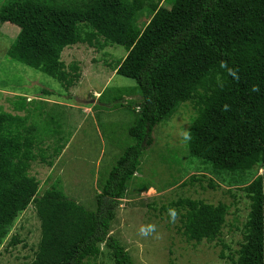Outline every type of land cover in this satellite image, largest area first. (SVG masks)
Returning <instances> with one entry per match:
<instances>
[{"label":"trees","instance_id":"1","mask_svg":"<svg viewBox=\"0 0 264 264\" xmlns=\"http://www.w3.org/2000/svg\"><path fill=\"white\" fill-rule=\"evenodd\" d=\"M142 11L150 17L139 28ZM2 22L19 28L8 56L57 78L64 88L74 86L81 75L76 63L61 60L65 47L92 43L97 35L123 46L126 54L114 70L135 80L133 90L139 96L134 104L139 110L127 129L135 143L100 181L95 210L69 198L58 184L37 196L39 182L28 170L37 160L39 129L27 123L26 115L0 109V244L19 213L33 204L41 234L30 264H85L99 256L101 244L109 249L113 264H134L111 234L118 201L138 171L144 149L152 144L154 128L183 102L196 109L187 143L192 157L211 164L216 174H242L264 165V0H6L0 7ZM81 24L92 29L86 38L81 37ZM253 86L259 91L253 92ZM24 104L20 98L14 107L22 110ZM62 148L56 146L54 156ZM40 160L53 164L42 155ZM209 186L215 187L212 182ZM243 190L250 208L233 263L264 264L262 177L246 182ZM170 206L182 211L179 232L187 241L220 238L226 204L185 197Z\"/></svg>","mask_w":264,"mask_h":264},{"label":"rangeland","instance_id":"2","mask_svg":"<svg viewBox=\"0 0 264 264\" xmlns=\"http://www.w3.org/2000/svg\"><path fill=\"white\" fill-rule=\"evenodd\" d=\"M5 1L0 0V7ZM55 1L82 4L88 0ZM161 5L169 8L166 2ZM149 17L148 11H142L137 17L138 27L143 28ZM18 32L17 25L0 23V109L26 115L27 123H35L39 129L37 160L31 162L28 170L39 182L37 196L58 184L69 198L95 210L100 181L122 151L135 143L127 129L137 113L134 104L139 96L133 90L136 82L114 70L126 49L98 35L92 43L84 41L65 47L61 60L66 65L76 63L81 75L74 86L64 88L57 78L8 56L7 49ZM91 32L89 26L80 25L82 38ZM20 98H24L25 108L16 110L14 106ZM195 115L193 104L183 102L168 120L154 128L152 144L145 145L138 171L118 201L111 234L124 245L134 264H234L250 208L243 187L261 176L264 189V165L242 174L212 172L211 164L189 154L180 135L189 131ZM56 146H63L58 156H54ZM41 155L53 164L42 162ZM185 197L227 205L218 240L187 241L179 232L182 211L177 210L175 224L169 222L170 203ZM148 224L155 225L156 231L141 236L140 227ZM40 234V221L30 204L15 218L0 244V264H30ZM100 247L99 256L85 264H113L109 249L103 244Z\"/></svg>","mask_w":264,"mask_h":264},{"label":"clouds","instance_id":"3","mask_svg":"<svg viewBox=\"0 0 264 264\" xmlns=\"http://www.w3.org/2000/svg\"><path fill=\"white\" fill-rule=\"evenodd\" d=\"M221 68H225L228 70L229 74L232 75L233 77L236 76V73L234 71H232V69L227 67V64L225 63H221L220 65ZM253 92H258L259 88L257 86H253L252 88ZM224 109L227 110L228 109V105L224 106ZM181 137H182V141L187 144L192 140V136L190 134V132L188 130H184L181 132ZM168 217H169V222L172 224H175L177 222L178 219V211L175 208L170 207L168 209ZM156 231V227L153 224H148V225H142L139 229V234L141 236L147 237L149 235H151L152 233H154Z\"/></svg>","mask_w":264,"mask_h":264},{"label":"built area","instance_id":"4","mask_svg":"<svg viewBox=\"0 0 264 264\" xmlns=\"http://www.w3.org/2000/svg\"><path fill=\"white\" fill-rule=\"evenodd\" d=\"M137 111L139 110V107H136Z\"/></svg>","mask_w":264,"mask_h":264}]
</instances>
